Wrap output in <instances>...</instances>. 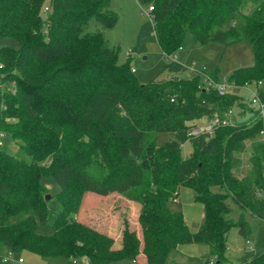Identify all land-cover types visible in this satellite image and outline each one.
<instances>
[{
    "label": "trees",
    "instance_id": "obj_1",
    "mask_svg": "<svg viewBox=\"0 0 264 264\" xmlns=\"http://www.w3.org/2000/svg\"><path fill=\"white\" fill-rule=\"evenodd\" d=\"M135 1L152 8L154 37L165 59L186 37L198 44L247 42L252 66L233 71L226 81L240 87L264 80V0ZM109 3L0 0V39L12 38L18 45L0 48V83L13 85L0 98V130L8 131L29 158L25 162L0 151V256L27 252L113 264L133 263L142 255L145 264H164L180 245L206 244L214 260L210 264H227L223 252L231 227L245 238L246 215L264 222V200L256 197L264 196V147L257 145L258 155L248 160V182L233 175V153L244 142L264 138V116L217 127L211 135L188 136L200 120L221 119L233 105H243L234 96L198 88L194 75L139 85L127 62L117 63L116 50L107 47L100 31L116 23ZM91 21L100 30L87 31ZM165 71L187 72L173 60ZM160 132L172 133L174 141L157 147L154 135ZM184 142L192 152L181 160ZM42 176L59 188L60 211L53 214L49 235L37 232L50 214ZM179 188L190 189L202 206L196 233L187 230L180 212L167 208ZM83 193L123 195L137 204L140 241L123 221L115 249L112 238L77 222ZM227 200L238 210L236 222L229 218ZM239 264H264V252Z\"/></svg>",
    "mask_w": 264,
    "mask_h": 264
},
{
    "label": "rangeland",
    "instance_id": "obj_2",
    "mask_svg": "<svg viewBox=\"0 0 264 264\" xmlns=\"http://www.w3.org/2000/svg\"><path fill=\"white\" fill-rule=\"evenodd\" d=\"M109 9L116 16V23L112 29L100 30L94 22H89L87 31L100 30L108 48L116 50L117 63L127 62L130 70H133L132 77L139 85H146L157 80L166 79L171 76L178 78H190L191 73L168 74L165 71L166 63L169 60L176 61L185 68H192L196 72H203L207 75H215L217 81L226 86L225 95L236 97L243 107L233 105L226 119L231 125H243L250 122L256 116V106L251 104L253 94L264 91V80L257 83L245 84L240 87L229 85L226 78L235 70L247 68L253 64V55L247 42H239L229 46H224L215 42L198 44L186 37L179 50L175 51L168 59L159 50L150 20L146 15L147 6H139L135 0H110ZM246 9L251 10L252 4H246ZM48 12V3L43 4L41 18L44 19ZM220 31H226V27H219ZM9 47L18 49L17 43L12 38H1L0 48ZM11 82H7L0 87V98L4 93L11 91ZM208 120H200L198 123H206ZM174 141V136L170 132H160L154 135V142L157 147L164 143ZM0 151L25 162L29 158L19 148V143L12 140L8 131L0 130ZM257 145L264 147V138L258 137L256 142L247 141L243 143L242 150L233 153L237 161L236 170L233 175H242L240 181L248 182L249 171L252 166L248 160L258 155ZM192 152L189 142L179 145V156L181 160L189 158ZM264 178V171H263ZM40 183L46 190L49 197L47 208L50 211L46 226H39L37 232L42 235L51 234L50 224L53 221L54 213L60 211V205L56 199L59 188L50 177H40ZM130 202L123 195H110L108 198L98 197L89 193H83L77 214L74 216L77 222H82L91 228L95 233L104 234L109 230L108 237L116 240L123 221L127 222L128 228L135 232L140 241V229L137 225V214L139 206L135 204L136 212L129 213ZM229 208V218L236 222L238 210L230 200L226 201ZM170 212H180L183 222L190 233H196L203 223L202 206L194 202V194L190 189L179 188L177 197L167 204ZM245 222L248 227L247 236L238 235L235 227H231L225 242L223 257L227 264H239L242 260H247L254 255L264 252V222L246 215ZM13 220V219H12ZM246 241L250 244V249L246 248ZM114 242V246L116 245ZM209 247L206 244H185L178 246L171 251L164 264H208L214 260L209 256ZM72 264V260L63 258L45 259L39 256L22 252L11 254L10 262L3 261L0 256V264ZM81 261H74L75 264H82ZM84 262V261H83ZM85 264V263H83ZM113 264H145L144 260L135 259V262L121 261Z\"/></svg>",
    "mask_w": 264,
    "mask_h": 264
},
{
    "label": "built area",
    "instance_id": "obj_3",
    "mask_svg": "<svg viewBox=\"0 0 264 264\" xmlns=\"http://www.w3.org/2000/svg\"><path fill=\"white\" fill-rule=\"evenodd\" d=\"M152 8L150 6H147L146 9V15L149 16ZM186 71L188 73H191V75L197 76L199 79L198 82V88L203 90H212L215 92V94L219 97H222L225 95L226 86L220 84L217 80L213 79L210 75L204 74L203 72H196L192 68H186ZM130 72H133V70H130ZM3 84L0 83V87H2ZM230 85V84H229ZM259 85V82L257 83ZM232 86V85H231ZM13 87V86H12ZM11 87V90H12ZM251 104L255 105L257 108L255 110L256 117L262 118L264 116V96L260 97L259 93H255L252 96ZM229 114V110L223 114L222 118L219 119L218 117H213L209 119L205 124L197 123L195 126L191 127L188 131L187 135L190 137L197 136L203 133H206L208 135H211L217 127L228 125V121L226 119V116ZM262 134V133H260ZM1 146V143H0ZM264 167V165H263ZM257 198H262L264 200V196H261V194L256 193ZM250 244L248 241H246V248L250 249ZM3 261L10 262L11 254L7 253L3 258ZM18 264H21V260H17ZM74 263V262H73ZM83 264L84 262L81 261Z\"/></svg>",
    "mask_w": 264,
    "mask_h": 264
},
{
    "label": "crops",
    "instance_id": "obj_4",
    "mask_svg": "<svg viewBox=\"0 0 264 264\" xmlns=\"http://www.w3.org/2000/svg\"><path fill=\"white\" fill-rule=\"evenodd\" d=\"M137 3V2H136ZM176 63L178 62V60H176L175 61ZM179 64V63H178ZM110 196V195H109ZM109 196H107V197H103V199H106V198H108ZM127 203H129L127 206H130L129 207V210H130V212L129 213H131V214H133V213H135L136 212V209H135V204L134 203H132V202H127ZM107 236L109 235V230L107 231V233H105ZM118 234V236H119V233H117ZM112 238V237H111ZM119 237H117V239H118ZM113 239V248H115V249H117L118 247H119V244L117 245L116 244V241H114V240H116V239H114V238H112ZM119 240V239H118ZM114 242H115V246H114ZM136 259H141V260H144V257L142 256V255H139V256H137V258ZM135 262V261H134ZM133 262V263H134ZM144 263H145V260H144ZM72 264H75V263H72Z\"/></svg>",
    "mask_w": 264,
    "mask_h": 264
},
{
    "label": "water",
    "instance_id": "obj_5",
    "mask_svg": "<svg viewBox=\"0 0 264 264\" xmlns=\"http://www.w3.org/2000/svg\"><path fill=\"white\" fill-rule=\"evenodd\" d=\"M44 199H45V200H48V199H49V197L46 195V196L44 197Z\"/></svg>",
    "mask_w": 264,
    "mask_h": 264
}]
</instances>
